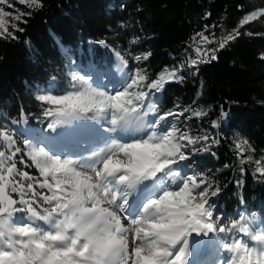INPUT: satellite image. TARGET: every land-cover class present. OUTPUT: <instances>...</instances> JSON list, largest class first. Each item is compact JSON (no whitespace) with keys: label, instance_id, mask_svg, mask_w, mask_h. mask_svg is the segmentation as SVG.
Segmentation results:
<instances>
[{"label":"trees","instance_id":"obj_1","mask_svg":"<svg viewBox=\"0 0 264 264\" xmlns=\"http://www.w3.org/2000/svg\"><path fill=\"white\" fill-rule=\"evenodd\" d=\"M9 2L13 7L0 5L10 14L0 35V131L13 121L46 126L51 107L37 97L71 91L76 61L113 68L120 57L130 73H146L147 82L175 71L176 78L151 90L148 102L156 116L184 111L189 136L197 141H182L184 168L202 174L210 193L218 190L210 195L214 215L230 225L243 217L264 221V174L258 173L264 168V16L240 27L239 36L214 52L215 60L209 53L198 61L192 49L199 35H218L263 10L264 0H39V7ZM17 13L20 20L13 18ZM187 58L191 66L183 67ZM24 140H14L21 152L5 167L14 163V172L42 181ZM237 140L247 141L246 152L238 153ZM0 150L10 155L7 146Z\"/></svg>","mask_w":264,"mask_h":264},{"label":"snow or ice","instance_id":"obj_2","mask_svg":"<svg viewBox=\"0 0 264 264\" xmlns=\"http://www.w3.org/2000/svg\"><path fill=\"white\" fill-rule=\"evenodd\" d=\"M19 2L29 7L40 6L39 0ZM3 4L13 7L9 0H0V5ZM9 15L0 7V35L7 32L5 18ZM22 15L17 13L13 18L20 20ZM256 15V12L251 13L244 23ZM259 15L264 16V10ZM12 27L23 31L16 25ZM10 35L16 38L14 33ZM227 39L234 36L230 34ZM224 46L221 44V48ZM210 58L215 60L217 56L213 53ZM114 76L110 66L98 64L88 69V79L74 76L80 80L79 87L67 94L37 97L55 106L45 111L46 116L54 118L47 125L52 131H56L58 125L97 118H105L112 131L118 127L147 131L139 140L113 141L102 149V158L87 165L94 175L77 170L78 165L84 167L80 165V158H62L44 146L28 142L27 155L43 180L27 172H14L15 164L5 167V160L12 161L21 149L14 146L8 130L0 131L10 151L6 156V152L0 150V264H187L189 239L195 244L196 237H207L214 232L224 234L219 244L229 256L222 264H264V235H253L252 239L258 242L254 245L233 231L236 225L232 228L219 225L221 218L217 215L213 219L214 207L210 203V195L215 196L218 190L209 194L208 188L202 186L207 184L202 174L184 173L181 168L172 167L188 158L182 151L186 147L182 141L197 142L175 124L162 126V122L175 113L165 112L154 120L145 121L152 105L145 110L144 102L150 98L151 90H160L166 79L176 78V72L168 77L161 73L158 80L144 83L146 73L137 70L134 76H125L122 88L113 91L102 81L107 77L112 83ZM101 84L104 87H100ZM206 114L196 113L197 116ZM226 116L221 109V118ZM81 117L83 119H78ZM218 126L213 120L212 127ZM236 147L241 145L238 143ZM260 171L264 174V168ZM165 172L168 180L179 187L166 188L158 198L149 199L143 205V215L140 212L130 215V190ZM13 175L20 179H13ZM24 180L34 182L25 184ZM15 213L24 214L26 222L22 226L13 223ZM92 220L101 221L103 229L93 225ZM122 220H130L133 227L123 224ZM240 230L244 235L256 231L253 228L250 232L244 225H240ZM129 233L133 234L131 241Z\"/></svg>","mask_w":264,"mask_h":264},{"label":"rangeland","instance_id":"obj_3","mask_svg":"<svg viewBox=\"0 0 264 264\" xmlns=\"http://www.w3.org/2000/svg\"><path fill=\"white\" fill-rule=\"evenodd\" d=\"M260 11H262V10L254 11L257 13L256 17L253 18L252 20L248 21L247 23H250L253 20H255L256 18H258V16H260L259 15ZM247 16H245L241 20V22H239L237 24V26H235V27H228L227 26V27L221 28L218 35H214L212 33H209L207 35H199L196 39H194L192 41V49L194 51L196 60L200 61L202 54H209V53L213 54L216 50L221 49V44L226 45L228 42L232 41L233 39H231V40L227 39V37L230 34L234 36V39L237 36H239L241 33L237 32V30H239L240 27H242L243 25L247 24V23H244ZM116 59H117L116 65L113 68H111L115 74L114 79L112 80V83H109L107 77H105L102 81L103 83L107 84L108 88L113 89V91L116 89H120L124 86V81H125L126 75L134 76L136 73V71L130 73L127 69V66L124 64V62H121L118 57ZM192 61H193L192 58L185 59L182 62L183 67H190ZM71 62H73V59H71ZM93 66L94 65L89 63V64H86L84 67H81L80 64L77 63V61L75 62L74 69L69 73V76L73 82V85L71 87V91L74 90L76 87H79V84H80V80L78 79L79 77H82L83 79H88V69L90 67H93ZM74 76H76L78 78L74 79ZM144 83H149V82L145 81ZM99 86L104 87L103 84H101ZM101 90H104V89H101ZM144 90L148 91V89H146V88ZM44 95H49V94H44ZM41 102L45 103L43 101H41ZM144 103H145V110H147V106L149 105L148 99H146ZM49 106L53 109L55 108L54 105H49ZM152 108H151V111L148 112V115L145 117L146 122L150 121V120H154L157 117L154 114V110ZM173 113H175V115L168 116L167 119L162 122V126L167 125V124H175L182 132H185L188 136L191 135L192 128L190 125H188V122H186V120H184V116H185L184 111L173 112ZM45 118L48 119V122H47L46 126H44V127H42V125H40V124H35V123L29 124L26 121H21L20 123H17V122L12 123L11 127H7L2 131L8 130L7 134L11 135L13 140L18 139V142H22L25 139L24 140L25 142L32 143L34 146H44L46 148V150H49L54 155H61L62 158L64 156L73 157L72 154L75 151H77L78 149L79 150L86 149V147L84 148V146H86V144H84V142H86L89 138H91L93 136V134H90L89 130L83 131L84 120L73 122L70 125L69 124L58 125L56 127V131H55L56 135H55L54 133H50L48 131V127H47V125L49 123H51L54 118L51 116H46V115H45ZM78 119H83V118L81 117ZM97 119H99V118H97ZM97 119L96 120H89V121L95 123L97 121ZM106 123H107V121H105V123H103L104 124L103 130L105 128H107L109 130L108 131L104 130L105 132L103 134H106L107 136H109V139H108V137L104 136V138L101 139L103 142H100V143L97 141L98 140L97 139V140L93 141L96 144H91L92 146L90 144L87 145V147L89 148V151L87 153L86 152L79 153V154H81V156L83 155V157L80 158V165H84V167H80L78 165L77 166L78 171L86 172L90 175L94 174L91 171V169H88L87 165L92 164V159L94 156L98 157L102 154L101 150L104 149L103 147H106L107 145H109L113 141L118 142V143H130V140L129 141L117 140L115 134L111 130V126H108ZM76 124H77V126H76ZM118 130H120V132L123 131L125 133H128V132L129 133L130 132L136 133V131L133 129H123V128L118 127ZM157 131H160V129L158 128ZM76 132L82 133V138L80 140H78L77 142H75L76 139H74V137L76 136ZM138 133H140V132H138ZM141 133L142 134H140V138H138L136 140H139V139H141L147 135V131H141ZM62 134H64L63 138L68 139V146L64 145L59 150H56V149L53 150L51 148V144L56 142V140H58L62 136ZM86 135H89L90 137H87L88 139L83 140L86 137ZM96 135L101 136L100 133H96ZM136 140H134V141H136ZM184 141H187V140H184ZM28 143L24 144V146L26 147L27 150H29L28 149ZM238 143L241 145L240 148L236 147V145ZM0 144L3 146H7L6 142L3 139V136H0ZM103 144H105V145H103ZM235 147L238 150V153H240V154L246 152V150H247L246 144L242 140H237L235 142ZM57 152H59V153H57ZM85 161H89V163L88 164L83 163ZM172 167L173 168L179 167L182 169V171L184 173L195 172L192 168H189V167L184 168V161H179L178 164L172 165ZM258 173L261 174V171L259 170ZM159 175H158L159 178L156 179L154 182L155 187H153L152 189H154V188L156 189V187H157V189H160L161 194H162V192L166 188L172 189L175 187H179V184L173 185L168 180L166 172L160 173ZM42 179H43V177H42ZM199 179H200V176L198 175L197 180L199 181ZM202 186L205 187V185H202ZM196 191H199V189H196ZM209 194H211L210 191H209ZM147 200H145V201H147ZM130 202L131 201H129L128 203L130 204ZM137 203L139 205H136L134 203L135 204L134 205L135 210L129 211L130 215L134 216V215H137L139 212H141V210H142L141 204L139 203V201ZM14 216H15V219H14L13 223L16 226H22L23 223L26 222L24 219L23 213H15ZM216 217H217V214L213 216V219H216ZM128 222H130V220H128ZM37 223H40L41 225H43V222H41V221H37ZM219 225H224L228 228H232V226H233V225H230L229 223H227V220H224L222 218L219 221ZM235 225H236V228H234L233 231H236L239 235L243 236L244 240H248V241H250V243H252L254 245L255 244L258 245V242H256L254 239H252V236L255 234L264 235V231H261V229H264V221L262 219L257 218V217L250 218V219L247 218L246 220L243 219L240 223L235 224ZM240 225H244L245 227H249L250 232L252 231L253 228L256 231L254 233H252V235H244L242 233V231L240 230ZM43 226L47 227L46 225H43ZM210 235L212 237L211 243L214 244L215 249H213V253L210 252V253H212V255L210 256L207 264H216L218 261L225 260L229 256V254L226 252H223L222 251V245L219 244V240L224 238V234H222V233L218 234V233L214 232V233H210ZM217 236H219V237H217ZM200 238H202V236L197 237V239H196L197 241L199 240L198 241L199 243L196 244L197 245L196 248L198 250L195 249L194 251H197V253H199V255L197 254V256L201 257V256L206 254V253L203 254V250H205V248H206L204 245H206V244H204L200 240ZM191 253H192V251H191Z\"/></svg>","mask_w":264,"mask_h":264},{"label":"bare ground","instance_id":"obj_4","mask_svg":"<svg viewBox=\"0 0 264 264\" xmlns=\"http://www.w3.org/2000/svg\"><path fill=\"white\" fill-rule=\"evenodd\" d=\"M105 121H106V119L105 118H99V119H97V121L95 122V123H93V122H91V121H89V120H84V122H83V131H90V134H93V136L91 137V138H87V137H90L89 135H86V137L83 139V140H85V139H88L86 142H84V144H86V146H84V148L86 147V149H83V150H77V151H75L72 155H73V157H77V158H81V157H83V155L81 156V154H79V153H84V152H88L89 151V148L87 147V145H91V144H96V143H94L93 141H95V140H97L99 143L100 142H103L101 139L102 138H104V136L105 137H108V139H109V136H107L106 134H103L105 131L103 130V123H105ZM108 126H111L110 124H108V123H106ZM96 133H100V135L101 136H97L96 135ZM113 133L115 134V136H116V139L117 140H124V141H129L130 140V142H133L134 140H136V139H138V138H140V134H142L141 133V131H140V133H138V132H136V133H133V132H128V133H125V132H123V131H121L120 132V130H118V128H116V130L115 131H113ZM54 134L56 135V133H55V131H54ZM59 134V133H58ZM63 135L64 134H62V136L58 139V140H56V142H54V143H52L51 144V148L54 150V149H56V150H59V149H61L64 145H67L68 146V139L67 138H63ZM82 138V133H79V132H76V136L74 137V139H76L75 140V142H77L78 140H80ZM101 140V141H100ZM116 140V141H117ZM106 142V141H105ZM102 144V143H101ZM103 145H105V144H103ZM102 145V146H103ZM92 146V145H91ZM103 148H105V147H103ZM62 151V150H61ZM57 153H59V152H57ZM76 154V155H75ZM75 155V156H74ZM100 158H102V154L100 155V156H98V157H96V156H94L93 157V159H92V164L96 161V160H99ZM83 163H86V164H88L89 163V161H85V162H83ZM89 169V168H88ZM92 175H94V174H92ZM159 175V174H158ZM156 176L153 180H152V183L151 184H149V183H146V184H144L143 185V182L137 187V188H135V189H132V190H130L131 191V194H132V196L129 198V201H131L130 202V204L128 203V212L129 211H131V210H135V208H134V205L136 204V205H139L137 202L139 201V203L141 204V208H142V210H141V212H140V214L141 215H143L144 214V210H143V205L145 204V202H147L149 199H153V198H158L159 197V195L161 194V191H160V189H157V187H156V189L154 188V189H152L153 187H155V184H154V182H155V180L156 179H158L159 178V176ZM159 190V191H158ZM148 199V200H147ZM145 200H147V201H145ZM145 201V202H144ZM135 203V204H134ZM143 204V205H142ZM122 223L123 224H125V225H127L128 227H133L131 224H130V222H128V220H122ZM132 233H129V240L131 241V239H132ZM195 239H197V237L195 238ZM200 240L204 243V244H206V245H204L206 248H205V250H203V254L204 253H206L205 255H203V256H197V254L199 255V253H197V251H194L195 249L196 250H198L197 248H196V244L197 243H199V242H197V243H195V244H193L192 243V240H191V238L189 239V252H188V255L187 256H189V255H191V254H195L196 255V257H197V260H196V264H207L208 263V261H209V258H210V256L212 255V253H213V249H215V246H214V244H212L211 243V240H212V237H211V235L209 234V236H207V237H203L202 236V238H200ZM199 241V240H198ZM256 245V244H255ZM191 251H192V253H191ZM210 252H212V253H210ZM223 257V256H222ZM253 259H255V256H253L252 257Z\"/></svg>","mask_w":264,"mask_h":264},{"label":"clouds","instance_id":"obj_5","mask_svg":"<svg viewBox=\"0 0 264 264\" xmlns=\"http://www.w3.org/2000/svg\"><path fill=\"white\" fill-rule=\"evenodd\" d=\"M92 223H93V225H95V226H99V227L101 228V230H102L103 227H104L103 223H102L101 221H99V220H92Z\"/></svg>","mask_w":264,"mask_h":264},{"label":"water","instance_id":"obj_6","mask_svg":"<svg viewBox=\"0 0 264 264\" xmlns=\"http://www.w3.org/2000/svg\"><path fill=\"white\" fill-rule=\"evenodd\" d=\"M119 60H120L121 62H123L120 58H119Z\"/></svg>","mask_w":264,"mask_h":264}]
</instances>
